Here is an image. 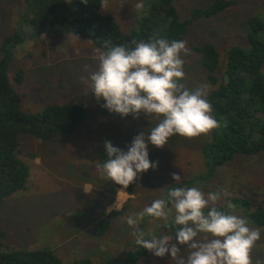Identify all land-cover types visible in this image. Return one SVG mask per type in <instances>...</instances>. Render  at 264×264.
I'll list each match as a JSON object with an SVG mask.
<instances>
[{
    "label": "rangeland",
    "instance_id": "1",
    "mask_svg": "<svg viewBox=\"0 0 264 264\" xmlns=\"http://www.w3.org/2000/svg\"><path fill=\"white\" fill-rule=\"evenodd\" d=\"M150 1L153 0H107V7L103 8L102 0L99 11L113 16L123 32H131L137 29L144 2ZM213 1L174 0L180 18L189 17L194 8L206 7ZM25 5V0H0V45L13 32L26 35L22 43L13 46L7 68L14 89L22 97L23 110L31 113L51 103L77 102L84 117L72 132L61 133L51 140L29 133L19 136V157L27 164L29 177L23 189L0 200V228L6 231L4 242L8 247H51L61 264L83 258H88L89 264H123L125 253L135 248L133 229L127 225L126 218L142 212L154 199L164 197L166 188L175 183L172 173L179 174L190 187H199L205 194L219 193V200L210 206L226 205L231 198L241 197L248 199L252 208L264 207L262 153L236 154L230 162L206 175L208 166L202 145L212 138L214 131L193 138L175 135L162 148L149 144L150 161H158L156 169L140 174L128 187L130 194L119 186L113 202L109 203L112 181L101 179L95 169L97 163L107 159L104 142L110 141L127 151L133 138L142 132L147 134L158 120L143 113L138 119L131 114L121 117L104 108L105 101L98 102L91 93L90 81H81V77L88 78L98 68L99 48L90 39L62 32L58 27L32 32L31 26L20 20ZM250 17L264 21V0H235L218 14L191 22L182 39L189 49L188 55L182 57L185 72L182 82L186 87L208 85L200 56L191 47L213 43L220 56L214 74L222 78L226 49L233 45L248 46ZM17 71L22 74L20 83L15 78ZM261 71L264 74V63ZM219 133L216 128L215 134ZM125 201L122 212L109 218V227L97 236L94 227L101 213H108L106 209L113 205L120 209ZM236 205L235 214L247 218L250 227L261 229V239L252 249L251 258L253 262L264 261V225L253 224L243 213V206ZM166 210L170 212L169 219H173L172 205ZM163 223L145 216L139 226L146 236L149 232L167 235L175 243V235L161 228ZM177 246L185 253V246ZM137 264L174 262L170 254L161 258L147 251Z\"/></svg>",
    "mask_w": 264,
    "mask_h": 264
},
{
    "label": "trees",
    "instance_id": "2",
    "mask_svg": "<svg viewBox=\"0 0 264 264\" xmlns=\"http://www.w3.org/2000/svg\"><path fill=\"white\" fill-rule=\"evenodd\" d=\"M235 0H214L206 7L194 8L187 18H180L174 0H153L144 2L138 18L137 29L123 32L113 16L101 13L102 0H25L21 12L22 23L30 25L32 32L41 33L47 28L58 27L62 32L74 33L90 39L100 50L104 41L113 45L132 46L131 42L148 41L154 35L168 40H182L192 21L208 18L233 5ZM249 30L246 35L247 48L230 46L225 51L223 77L214 74L219 65V52L211 42L193 45L191 48L200 56L210 86L207 100L213 107V115L219 123L220 133L212 131V138L202 145L211 175L218 166L230 162L236 154L247 156L264 155V21L257 17L248 18ZM261 32V34H260ZM25 33L13 32L6 35L0 45V200L23 189L29 177L27 164L19 157V136L32 134L42 140H51L61 133L72 132L83 119L84 111L77 102L51 103L37 112H26L22 108V97L14 89L7 74L12 48L22 43ZM16 81L22 74L17 71ZM175 184V183H174ZM190 187L184 179L179 185ZM119 185H110L112 203ZM130 194L129 188H127ZM233 204L240 203L243 213L257 225H264V207H251L248 199L233 197ZM126 206L110 213L103 211L94 227L97 236L105 233L110 219ZM171 204L168 205V207ZM226 210L225 205L214 206ZM172 219H169L171 222ZM163 230L176 234L174 224H161ZM6 231L0 228V264H61L60 258L51 247L10 248L4 242ZM135 245V244H134ZM148 250L136 246L123 257V264H137ZM88 258L73 260L72 264H89Z\"/></svg>",
    "mask_w": 264,
    "mask_h": 264
},
{
    "label": "clouds",
    "instance_id": "3",
    "mask_svg": "<svg viewBox=\"0 0 264 264\" xmlns=\"http://www.w3.org/2000/svg\"><path fill=\"white\" fill-rule=\"evenodd\" d=\"M87 3V0H82ZM107 0H103V8ZM139 7V5H138ZM132 46L113 45L104 41V49H97L98 68L82 82L90 81L89 87L96 100L111 113L127 117H155L158 123L147 134L136 135L127 151L104 142L107 159L97 163L96 171L101 179L112 181L127 189L140 174L150 168L155 170L157 162L149 159L148 145L164 147L172 136L193 138L208 134L220 125L213 115V107L207 100L210 86L203 84L189 89L185 79L184 59L189 49L186 41L168 40L154 35L148 41L131 42ZM179 185L182 178L171 174ZM139 186V185H137ZM219 193L205 192L196 186H172L166 196L154 199L142 212L126 218L133 229L136 246L150 251L156 257L170 254L174 264H264L251 258L252 249L261 239V229L249 226L247 218L235 214L237 205L231 201L226 210L215 205ZM174 209V218L169 221L168 205ZM113 205L106 209L111 212ZM145 216L162 220L167 226H176L175 243L167 235L157 236L149 232L146 236L140 223ZM203 234L202 238H198ZM177 245L185 246L181 253Z\"/></svg>",
    "mask_w": 264,
    "mask_h": 264
}]
</instances>
